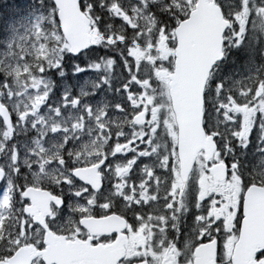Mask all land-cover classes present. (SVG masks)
<instances>
[{
    "label": "snow or ice",
    "instance_id": "6c2138e0",
    "mask_svg": "<svg viewBox=\"0 0 264 264\" xmlns=\"http://www.w3.org/2000/svg\"><path fill=\"white\" fill-rule=\"evenodd\" d=\"M0 20V264H264V0Z\"/></svg>",
    "mask_w": 264,
    "mask_h": 264
},
{
    "label": "rangeland",
    "instance_id": "374dc122",
    "mask_svg": "<svg viewBox=\"0 0 264 264\" xmlns=\"http://www.w3.org/2000/svg\"><path fill=\"white\" fill-rule=\"evenodd\" d=\"M7 2V0H0V3H5ZM19 3H23L24 0H18ZM3 29H4V25H3V21L0 20V35L3 34Z\"/></svg>",
    "mask_w": 264,
    "mask_h": 264
}]
</instances>
